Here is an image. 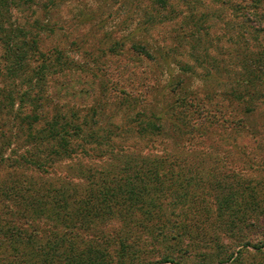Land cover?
I'll use <instances>...</instances> for the list:
<instances>
[{"label":"rangeland","instance_id":"1","mask_svg":"<svg viewBox=\"0 0 264 264\" xmlns=\"http://www.w3.org/2000/svg\"><path fill=\"white\" fill-rule=\"evenodd\" d=\"M10 3L0 264H264V0Z\"/></svg>","mask_w":264,"mask_h":264},{"label":"trees","instance_id":"2","mask_svg":"<svg viewBox=\"0 0 264 264\" xmlns=\"http://www.w3.org/2000/svg\"><path fill=\"white\" fill-rule=\"evenodd\" d=\"M10 5H12L13 0H10ZM37 49V47L35 48ZM2 78V76H1ZM2 82V81H0ZM4 85V84H1ZM2 88V87H1ZM8 89H0V95L4 94L5 91H7ZM2 103H0L1 105ZM41 106V105H40ZM8 110L6 112H2L0 111V125H2V118H5L7 121V125H14L17 129V133L23 132V133H27L28 138L29 136L31 137V140L33 139V135H32V131H34L33 129V122L38 120V117L41 115V113L39 114H35L34 112H32L31 114H22L21 110H17V111H12L13 107L8 106L6 107ZM41 108V107H40ZM40 119V117H39ZM44 122L46 124V126H48V130H43L48 137L52 138V139H57L56 143H55V151H54V155L58 154L60 157H69L72 154L75 155L74 151L69 149L68 146V141L67 138L71 137V130H72V125L67 121L62 125H59L57 123V117L56 115H53V117H51L50 119L48 118V115L43 116ZM160 129V128H158ZM10 141L7 139L6 140V144L9 143ZM13 150V146H11V148L8 149V151L11 153ZM59 151L61 153H59ZM9 157V156H7ZM23 159V161L25 162L26 158L23 154H20L19 157H17L16 161H12L9 158L5 159L2 158L3 162L5 161H11L10 165L13 164H18L21 160ZM5 162V163H7ZM34 164H38L36 161L33 162ZM6 165V164H5ZM2 166V165H1ZM0 166V167H1ZM73 256V255H72ZM73 258V257H72Z\"/></svg>","mask_w":264,"mask_h":264}]
</instances>
